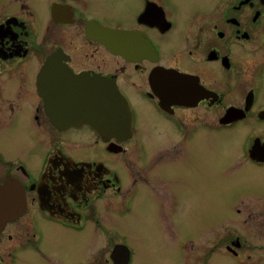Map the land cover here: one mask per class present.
<instances>
[{"label": "flooded vegetation", "instance_id": "flooded-vegetation-1", "mask_svg": "<svg viewBox=\"0 0 264 264\" xmlns=\"http://www.w3.org/2000/svg\"><path fill=\"white\" fill-rule=\"evenodd\" d=\"M45 69L56 94L65 75L118 89L128 128L56 127ZM215 171L233 223L183 231ZM7 179L26 207L0 231V264H172L177 249L264 264V0H0Z\"/></svg>", "mask_w": 264, "mask_h": 264}, {"label": "water", "instance_id": "water-1", "mask_svg": "<svg viewBox=\"0 0 264 264\" xmlns=\"http://www.w3.org/2000/svg\"><path fill=\"white\" fill-rule=\"evenodd\" d=\"M46 69L38 77L39 94L49 100L51 119L58 128L88 124L101 134L128 128L131 112L120 91L109 83L87 81L84 77L65 75L63 91H47ZM92 90H91V89ZM54 105L52 108L51 106ZM129 121V122H128ZM26 199L17 181L7 179L0 185V231L4 225L25 211Z\"/></svg>", "mask_w": 264, "mask_h": 264}, {"label": "rangeland", "instance_id": "rangeland-1", "mask_svg": "<svg viewBox=\"0 0 264 264\" xmlns=\"http://www.w3.org/2000/svg\"><path fill=\"white\" fill-rule=\"evenodd\" d=\"M222 177L223 175L219 171L211 172L208 182L201 186L198 192L193 189L191 204L182 205L179 213V227L183 231L199 233L207 226L210 236H214L225 232L223 231L224 224L233 223L232 215L227 213V203L231 202L235 196L229 189L223 188ZM167 202V198H163L162 203L165 206ZM144 204L152 205L151 201H146ZM137 211L146 212L144 206H141ZM142 227H145V222L142 223ZM204 255L205 253L201 254L196 250L185 252L177 249L176 253L167 259L172 264H202L200 260ZM218 255L219 252L214 253L210 260ZM220 258L219 264H238L232 255H224ZM161 259L163 261V257Z\"/></svg>", "mask_w": 264, "mask_h": 264}]
</instances>
